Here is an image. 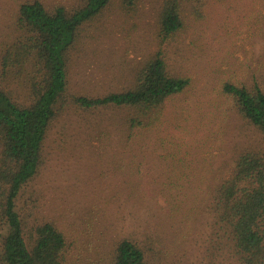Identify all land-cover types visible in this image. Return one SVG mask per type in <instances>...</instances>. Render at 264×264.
Wrapping results in <instances>:
<instances>
[{"label": "trees", "instance_id": "obj_1", "mask_svg": "<svg viewBox=\"0 0 264 264\" xmlns=\"http://www.w3.org/2000/svg\"><path fill=\"white\" fill-rule=\"evenodd\" d=\"M50 1H18L15 37L2 56L0 264H73L78 240L70 241V233L54 221L29 227L17 202L43 168L45 145L57 122L71 123L77 114L83 118L79 135L99 141L101 156L123 160L121 185L114 192H96L89 206L97 217L95 233L112 248L109 264H165L156 258L169 256L171 238L183 226L190 232L196 220L207 222L209 250L216 249V257L229 253L236 264H264L263 152L238 154L230 173L220 170L210 184L205 173L178 165L177 154L162 157L170 158L164 165L168 174L149 165L155 158L149 148L157 144L153 137L165 124L168 102L191 83L171 72L164 50L184 28L183 5L190 0H163L159 50L130 88L102 95L68 91L71 51L83 28L100 22L118 3L136 11L140 0H81L77 7L79 0ZM223 90L264 134V85L226 83ZM69 114L72 120L65 118ZM160 141L162 147L169 143Z\"/></svg>", "mask_w": 264, "mask_h": 264}, {"label": "rangeland", "instance_id": "obj_2", "mask_svg": "<svg viewBox=\"0 0 264 264\" xmlns=\"http://www.w3.org/2000/svg\"><path fill=\"white\" fill-rule=\"evenodd\" d=\"M18 1L0 0V70L5 49L15 37ZM81 4L79 0L73 6ZM162 6L163 0H140L136 11L129 12L118 3L100 22L83 28L70 54L68 91L102 95L130 88L160 48ZM182 15L184 28L164 50L171 72L191 83L168 102L165 124L153 137L157 144L149 148L155 157L149 165L168 174L164 165L170 158L162 157L177 154L182 159L178 165L193 167L197 175L205 173L210 184L220 170L230 173L243 151L264 153V134L242 117L223 90L226 83L264 85V0H190ZM81 119L77 114L71 123L57 122L45 145V164L21 191L17 204L29 227L54 221L70 233V241L78 240L73 264H109L112 248L95 233L97 217L89 206L96 192H114L121 185L123 160L101 156L104 146L99 141L80 136ZM160 139L169 143L162 147ZM112 149L117 150L106 146ZM195 222L190 232L183 226L169 242L170 255L156 261L236 264L229 253L219 258L216 249L209 250L210 228L205 221Z\"/></svg>", "mask_w": 264, "mask_h": 264}]
</instances>
